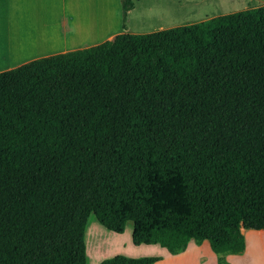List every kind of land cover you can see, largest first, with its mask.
<instances>
[{"label": "trees", "instance_id": "16d2710c", "mask_svg": "<svg viewBox=\"0 0 264 264\" xmlns=\"http://www.w3.org/2000/svg\"><path fill=\"white\" fill-rule=\"evenodd\" d=\"M90 214L217 264L264 229V5L0 72V264H86Z\"/></svg>", "mask_w": 264, "mask_h": 264}, {"label": "crops", "instance_id": "0c3cea01", "mask_svg": "<svg viewBox=\"0 0 264 264\" xmlns=\"http://www.w3.org/2000/svg\"><path fill=\"white\" fill-rule=\"evenodd\" d=\"M105 1L122 17L121 0ZM93 5L94 0H0V72L37 58L93 45L92 36L88 35L91 20L88 14ZM248 8L253 7L243 10ZM116 34H108L101 42ZM245 231L242 230L243 234ZM263 243L264 229L254 230L245 238V251L240 255L228 254L225 261L264 264ZM203 244L190 241L184 251L169 253V264H217L216 254L210 253L208 247L203 248ZM155 264L166 263L160 256Z\"/></svg>", "mask_w": 264, "mask_h": 264}, {"label": "rangeland", "instance_id": "374dc122", "mask_svg": "<svg viewBox=\"0 0 264 264\" xmlns=\"http://www.w3.org/2000/svg\"><path fill=\"white\" fill-rule=\"evenodd\" d=\"M107 3L105 0H94L91 14H88L91 16L88 35L92 36L93 45L100 43L111 33L155 32L200 22L217 15L243 10L245 7H257L264 4V0H133V8L124 22L116 8ZM253 231L246 230L245 238H249ZM85 245L86 264H99L102 260L119 254L130 257L161 256L169 264L170 252L167 250L158 245L133 244L131 222L126 224L123 233L117 234L105 229L90 214L85 227ZM205 247L209 248L207 242L203 244V248ZM209 252L212 253L210 248Z\"/></svg>", "mask_w": 264, "mask_h": 264}]
</instances>
